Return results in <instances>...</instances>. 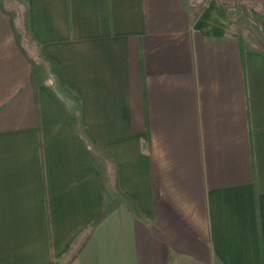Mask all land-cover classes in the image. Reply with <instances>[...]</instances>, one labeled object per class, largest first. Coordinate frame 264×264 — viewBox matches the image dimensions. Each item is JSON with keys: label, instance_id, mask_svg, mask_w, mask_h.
I'll return each instance as SVG.
<instances>
[{"label": "crops", "instance_id": "1", "mask_svg": "<svg viewBox=\"0 0 264 264\" xmlns=\"http://www.w3.org/2000/svg\"><path fill=\"white\" fill-rule=\"evenodd\" d=\"M4 2L0 264H264V0Z\"/></svg>", "mask_w": 264, "mask_h": 264}, {"label": "rangeland", "instance_id": "2", "mask_svg": "<svg viewBox=\"0 0 264 264\" xmlns=\"http://www.w3.org/2000/svg\"><path fill=\"white\" fill-rule=\"evenodd\" d=\"M0 1H2L3 4H4L5 6H7V4L4 2V0H0ZM251 30H254V26H252V24L247 23V22L244 24L243 27L240 28V33L242 34V36H243V41H244L245 43H246V42L249 43V41H250L251 38H252ZM42 65H43V67H44V69H45V70H44V80H46V83L49 84L47 80L49 79V77L51 78V70L49 69V66L45 63L44 60H42ZM58 92H59V94L61 95V97H63V93L61 92V90L58 89ZM63 100H64V103H65V99H64V98H63ZM65 104H67V103H65Z\"/></svg>", "mask_w": 264, "mask_h": 264}, {"label": "trees", "instance_id": "3", "mask_svg": "<svg viewBox=\"0 0 264 264\" xmlns=\"http://www.w3.org/2000/svg\"><path fill=\"white\" fill-rule=\"evenodd\" d=\"M31 84L32 85H37L44 80V67L41 63L31 60ZM103 216V214H99L98 217L96 218V223L99 221V219Z\"/></svg>", "mask_w": 264, "mask_h": 264}]
</instances>
